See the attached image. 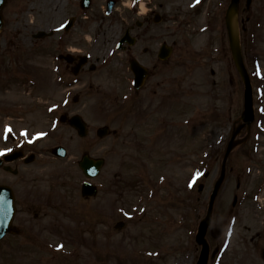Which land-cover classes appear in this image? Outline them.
<instances>
[{"label":"rangeland","instance_id":"rangeland-1","mask_svg":"<svg viewBox=\"0 0 264 264\" xmlns=\"http://www.w3.org/2000/svg\"><path fill=\"white\" fill-rule=\"evenodd\" d=\"M100 1L96 0L89 11H100ZM224 1L152 2V10L166 17L152 34L159 38L158 42L165 40L173 46V51L168 70L155 74L150 78L151 86L133 97L124 92L130 78L127 61L123 50L115 46L125 25L131 22L130 0L118 2L113 25L112 16L107 18V24L103 19L98 24L91 23L104 26L98 41L89 40V34L86 47L68 46L89 53L90 61L96 63L98 58V65L111 59L107 67L85 70L77 79L65 72L61 76L56 69L58 76L53 81V55L62 52L64 45L51 38L40 40L41 56L34 62L40 100L46 104L55 101L58 116L63 111H79L88 133L79 137L68 125L58 122L52 135L44 136L38 143L43 149L62 144L68 152L65 159L52 160L53 165L43 164L45 156L31 165L36 172L34 184L42 195L50 190L47 177L55 178L51 189L54 202L38 211L40 219L28 222L31 216L25 213L22 195H18L20 208L15 219L20 234L0 243V264H35L38 260V264H194L198 254L194 233L219 174L224 136L232 125L227 117L236 119L242 109L240 82L229 72L227 57L220 49L225 47L221 34ZM52 2L31 3L40 11L38 29L52 30L65 17L61 10L53 16ZM251 10L253 30L263 53V74L253 85L255 121L244 145L229 155L225 181L214 203L211 234L216 239L209 237V241H222L225 245L215 264H263L259 247L264 245V190L260 189L264 184V0H252ZM23 41L26 49L29 39ZM214 47L218 48L220 61L217 71L211 74L207 58ZM118 74L125 81L118 80ZM160 79H164V84L154 94L152 86ZM2 80L0 108L4 98L20 100L22 92L27 94L26 84L33 83L27 79L25 84H15L4 91ZM73 95L79 97L77 102H73ZM153 123L164 127L159 140L166 151L165 162L160 156L148 159L131 151V140L151 133ZM104 124L115 130V135L98 138L95 129ZM157 142L149 143L153 150ZM84 152L105 159L100 174L91 180L100 189L89 198L80 194L85 177L77 161ZM205 172L209 174L203 176ZM199 183L203 185L201 191ZM134 204L146 209V213L134 216ZM120 220L124 226L118 230L114 224ZM133 246L136 247L132 251ZM38 254L40 258H35Z\"/></svg>","mask_w":264,"mask_h":264},{"label":"flooded vegetation","instance_id":"flooded-vegetation-1","mask_svg":"<svg viewBox=\"0 0 264 264\" xmlns=\"http://www.w3.org/2000/svg\"><path fill=\"white\" fill-rule=\"evenodd\" d=\"M137 1H143L144 11L138 9L140 6H136ZM32 2V0H7L2 8L3 28L0 31V65L3 71V78L6 80L4 89L8 90L9 86L17 85V83L9 85V80L17 81L19 84L21 81V75L19 74L25 75L27 79L33 82L29 84L32 89L27 96L23 95L20 100L18 98L15 100L6 99L3 108L4 112L0 114V119H2L1 125L3 127L5 125L10 127V131H7V137L0 143V149L4 151L0 156L2 159L0 161V184L7 185L11 188L14 194V204L17 212L20 208L18 195H22L24 211L27 215L31 216L29 220L24 218V222L26 220L29 222L33 217L37 216L38 211L43 209V205L49 206L50 203L53 204V199L49 194L44 193L42 195L35 189L36 172L31 170V165L38 161L40 149L36 142L32 141V138H28L25 134L20 133L21 130H25L26 128L28 135L31 136L32 132L35 131V127L48 126L51 120L50 111L53 110L50 107L51 102L46 104V101L40 100V87H37L38 68L36 64L41 56V38H35L34 33L40 30V28H37V20L40 19V12L31 4ZM94 2L96 0H92L90 9ZM132 2L134 4L132 9L133 14L129 26L132 44L128 46L123 45V50L125 51L124 54H126V60L136 57L148 69L147 79L141 88L138 89V91H142L147 86H151L150 78H154L155 74H160L162 71L167 70L168 60L160 61L157 58V50L159 47L157 40L159 38L152 34L153 14L151 10L153 0H132ZM98 7L105 9L102 2ZM51 8L54 9L53 16H57L58 11L61 10L65 14L64 21L69 18L73 21V25L68 30H63V23H60L56 27V31H51V35L45 37L48 39L51 38L54 43L58 44L59 42L63 44L62 52L67 50L73 51V53L76 51L74 53L76 55L85 54L81 48L75 50L68 46L73 44L74 46L86 47L88 45L85 41L86 34H90L89 39L91 40H99L101 33L100 27L91 24L92 22L98 24L103 18L102 15H99V11L91 12L89 8L82 9L79 0H54ZM114 8L109 14L105 13L106 17L114 14ZM24 38L29 39V43H26L28 46L26 49L23 41ZM47 54L50 55L49 52ZM35 59L37 60L36 64H34ZM77 62L78 59H75L71 64L61 61L60 63L63 66L62 71L69 75L72 74ZM31 63L33 64L32 66ZM90 65V62H87L78 70L76 75L80 76L85 73V70L94 71L97 69L98 64L93 67ZM51 67L52 73L56 76L54 62L51 64ZM126 69L129 72V76L133 78L129 65L126 66ZM158 70L159 72H157ZM54 79L55 77H53ZM163 84L164 79L157 81L152 86V93L155 94L157 88L162 87ZM42 103L44 104L42 105ZM153 124L151 133H144L143 138L135 137L131 140V151L134 152L135 156H145L148 159H152L153 155L160 157L166 155L162 141L159 140L162 137V129L164 128H162L163 126H155V123ZM137 128L138 123L135 129ZM158 140L161 145L158 143ZM154 142L157 143L153 150L149 143ZM143 145L146 148H143ZM49 155L47 154V156ZM52 182L53 180L49 181V183ZM41 200H44L45 203L43 204ZM132 208L134 212L140 210L141 214L144 215L146 213V209L142 211L141 206L137 207L136 204L132 205Z\"/></svg>","mask_w":264,"mask_h":264},{"label":"water","instance_id":"water-1","mask_svg":"<svg viewBox=\"0 0 264 264\" xmlns=\"http://www.w3.org/2000/svg\"><path fill=\"white\" fill-rule=\"evenodd\" d=\"M5 0H0V9L2 5L4 4ZM238 2L239 0H230V3L226 9L225 12V25L228 35V43L230 48L231 57L233 59V62L238 70V72L241 75L243 84L245 85L244 90V110L241 116L242 123H240L237 126V129L244 126V124L249 126L250 122L253 119V111H252V91H251V85L250 81L246 72V69L244 68L242 57L240 53V46H239V34H238V26H237V11H238ZM250 0H247L246 4L248 5ZM88 4V3H87ZM0 26H1V15H0ZM43 34V33H42ZM41 34V35H42ZM163 48V47H162ZM161 48L162 57H165L169 54L170 49L169 48ZM139 71V70H136ZM63 118V117H62ZM63 120V119H62ZM69 123L72 127H74L80 136H83L86 134V126L84 121L81 119L79 115H73L69 119ZM107 132V129L105 127H101L98 129L97 134L99 136L104 135ZM237 130L233 131V134L228 142L227 150L224 155V159L221 165V172L220 176L216 180L213 190L209 196L208 205L206 209V214L204 218L201 219L198 228L197 233L195 235V240L198 244L201 245L200 253L198 256V259L196 261V264H207L208 257H209V245L206 241L205 234L207 227L211 221V212L212 207L214 203L215 196L218 192V189L220 187V184L223 181L224 178V161L226 159V156L230 152V150L238 143H240L241 140H235V136L237 134ZM55 153H57L60 156H63L64 151L62 148L58 147L55 149ZM102 164V161L99 159H91L88 156H84L82 160L79 162L80 167L83 169L84 173L87 176H93L96 174ZM202 188V184L199 185V189ZM82 192L84 194L92 193L94 192L93 188H90L86 185H84V188L82 189ZM14 213V207L12 203L11 195L5 191L2 187H0V239L3 237V235L6 232H14L15 229L11 226V220ZM215 253V250L213 251L212 255ZM261 256L264 261V250L261 253Z\"/></svg>","mask_w":264,"mask_h":264},{"label":"snow or ice","instance_id":"snow-or-ice-1","mask_svg":"<svg viewBox=\"0 0 264 264\" xmlns=\"http://www.w3.org/2000/svg\"><path fill=\"white\" fill-rule=\"evenodd\" d=\"M9 131H10V129H9Z\"/></svg>","mask_w":264,"mask_h":264}]
</instances>
